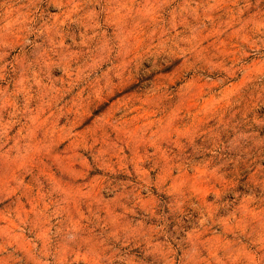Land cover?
Returning a JSON list of instances; mask_svg holds the SVG:
<instances>
[{"label":"rangeland","instance_id":"1","mask_svg":"<svg viewBox=\"0 0 264 264\" xmlns=\"http://www.w3.org/2000/svg\"><path fill=\"white\" fill-rule=\"evenodd\" d=\"M0 264H264V0H0Z\"/></svg>","mask_w":264,"mask_h":264}]
</instances>
